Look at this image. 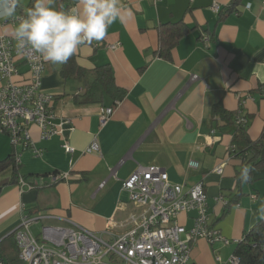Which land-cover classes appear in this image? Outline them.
I'll return each instance as SVG.
<instances>
[{"label": "crops", "instance_id": "1", "mask_svg": "<svg viewBox=\"0 0 264 264\" xmlns=\"http://www.w3.org/2000/svg\"><path fill=\"white\" fill-rule=\"evenodd\" d=\"M233 1L118 0L123 23L110 26L102 41L78 49L68 68L46 62L43 88L54 95L56 121L68 123L64 135L46 139L33 125L37 153L14 146L0 128V160L16 151L20 179L31 185H21L20 179L11 182L10 169L0 175V239L25 216L51 215L40 224H78L112 241L132 228L130 217L144 208L130 199L122 182L139 165H158L171 183L186 189L203 185L209 226L233 241L197 239L191 264H230L236 241L264 216V168L253 170L246 183L239 182L242 159L232 148L236 124L212 117L213 105L222 101L228 110L247 117L252 140L259 139L264 127V0H240L237 10L221 16ZM214 2L220 5L218 12L212 9ZM67 3L71 11L77 0ZM17 5L15 17L0 19V36H14L34 0H17ZM54 6L61 10L59 0ZM180 20L194 30L174 48L172 59L159 57V26ZM102 65H110L117 85L127 91L116 105L101 92L82 102L95 69ZM18 69L22 77L28 75L24 61ZM102 106H115L104 125ZM65 138L75 152L64 149ZM95 139L99 150L88 152ZM191 160L199 166L191 167ZM220 165L222 173L216 171ZM65 173L69 176L63 179ZM195 216L196 210L179 214L185 228L182 239Z\"/></svg>", "mask_w": 264, "mask_h": 264}, {"label": "built area", "instance_id": "2", "mask_svg": "<svg viewBox=\"0 0 264 264\" xmlns=\"http://www.w3.org/2000/svg\"><path fill=\"white\" fill-rule=\"evenodd\" d=\"M212 9L218 12L219 3L214 2ZM204 40L209 43L210 38L204 37ZM109 47L115 49L117 45ZM19 61L27 64L26 77L19 73ZM45 66L46 62L38 54L19 49L14 36H0V128L10 136L14 146L32 148L36 153L39 149L35 148L33 141V125L40 129L41 138L46 139L55 134L64 135L68 123L66 120L56 121L54 95L43 88ZM195 78L197 75H193ZM114 107L100 108L101 125L111 118ZM235 121L239 125H248L247 117L241 112ZM63 147L67 152H75L66 138ZM98 150L95 139L87 151ZM189 165L198 167L199 162L191 160ZM223 166H218L216 171L222 173ZM112 174L116 177V169ZM68 176L65 173L62 178ZM20 184L30 185L24 179H20ZM122 187L129 192L132 201L144 207L139 215L130 217L133 225L130 230L106 241L78 224L74 227L46 224L42 225L38 235H34L30 226L51 215L25 216L12 231L20 259L26 264H191V249L197 239L205 238L211 244L233 242L209 226L207 194L202 184L186 189L183 184L171 183L164 168L139 165L122 182ZM219 199L224 201L222 196ZM192 210H196L194 225L186 232V239H182L185 228L179 223L178 216ZM111 225L115 223L111 222ZM238 262L236 255L229 261L230 264ZM0 264L4 261L0 260Z\"/></svg>", "mask_w": 264, "mask_h": 264}, {"label": "trees", "instance_id": "3", "mask_svg": "<svg viewBox=\"0 0 264 264\" xmlns=\"http://www.w3.org/2000/svg\"><path fill=\"white\" fill-rule=\"evenodd\" d=\"M59 1L61 2V11H69L70 5H68L67 0ZM239 3L240 0H234L227 11H220V15L224 16L237 10ZM193 30L194 28L183 20L161 24L159 26L157 55L167 60L172 59L174 48L183 37ZM68 63L69 61L65 63L66 68H68ZM94 72V81L87 87V91L83 95L87 99L82 100V102H88V99L97 95L98 92L109 95L114 102L122 100L126 96L127 91L117 85L110 65L97 67ZM77 98L79 97L77 96ZM238 113L228 110L222 101L215 103L212 107V117L214 119L220 118L227 125L236 124L232 148L233 152L242 159V168L236 175L239 182H242L240 174L243 168L249 169V180L252 179L253 170L264 168V127L259 139L252 140L248 134V125L243 126L236 123L235 117ZM19 167L17 152L14 151L7 158L0 160V175L10 169L12 171L11 182H19L21 177ZM234 255L239 258L238 264H264V216L238 242ZM0 260H3L4 264H26L19 257V248L14 233L8 234L0 240Z\"/></svg>", "mask_w": 264, "mask_h": 264}, {"label": "clouds", "instance_id": "4", "mask_svg": "<svg viewBox=\"0 0 264 264\" xmlns=\"http://www.w3.org/2000/svg\"><path fill=\"white\" fill-rule=\"evenodd\" d=\"M17 6V0H0V19L15 17ZM123 19L118 0H77L71 11L58 10L54 0H34L15 27L14 37L19 49L62 65L82 46L102 41L109 27ZM240 179L245 183L250 179L248 168L242 169Z\"/></svg>", "mask_w": 264, "mask_h": 264}, {"label": "rangeland", "instance_id": "5", "mask_svg": "<svg viewBox=\"0 0 264 264\" xmlns=\"http://www.w3.org/2000/svg\"><path fill=\"white\" fill-rule=\"evenodd\" d=\"M31 231L34 233V235H38L42 229V224L40 223H33L31 226Z\"/></svg>", "mask_w": 264, "mask_h": 264}, {"label": "water", "instance_id": "6", "mask_svg": "<svg viewBox=\"0 0 264 264\" xmlns=\"http://www.w3.org/2000/svg\"><path fill=\"white\" fill-rule=\"evenodd\" d=\"M11 233H12V232H11ZM11 233H10V234H11Z\"/></svg>", "mask_w": 264, "mask_h": 264}]
</instances>
